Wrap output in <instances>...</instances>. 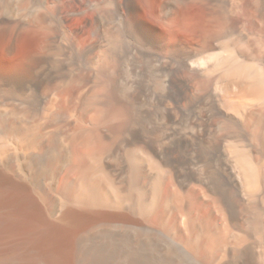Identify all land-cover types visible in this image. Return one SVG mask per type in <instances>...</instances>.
<instances>
[{
	"label": "bare ground",
	"instance_id": "6f19581e",
	"mask_svg": "<svg viewBox=\"0 0 264 264\" xmlns=\"http://www.w3.org/2000/svg\"><path fill=\"white\" fill-rule=\"evenodd\" d=\"M148 1L167 30L125 0L128 75L112 49L90 84L83 50L0 70V264H264V0ZM42 4L0 0L6 56L67 27Z\"/></svg>",
	"mask_w": 264,
	"mask_h": 264
},
{
	"label": "rangeland",
	"instance_id": "374dc122",
	"mask_svg": "<svg viewBox=\"0 0 264 264\" xmlns=\"http://www.w3.org/2000/svg\"><path fill=\"white\" fill-rule=\"evenodd\" d=\"M139 1L143 7L142 16L150 22L153 20V23L158 24L161 29L167 30L165 25L153 17L151 8L155 7L153 10L156 12V5L148 0ZM124 4L125 0H43L39 9L41 18L55 21L58 15H67L69 17L67 27L62 28L56 24V21L52 24L48 22L44 27L31 25L29 29L36 32L33 43H27L29 30L22 31L16 40V51L11 57L5 54V46L10 41L8 39L0 49V70L15 66H40L43 61L52 56L65 58L76 50H83L91 62L88 63V67L77 65L74 78L82 83L90 84L93 81L90 66L96 65L103 51L112 49L117 51L115 66L119 76L130 74L131 67L135 64L134 57L138 52L132 36L121 29V19L127 15L123 9ZM86 17L89 18V23L85 30H78ZM168 32L169 41L174 42L175 36ZM70 88L72 90L73 86Z\"/></svg>",
	"mask_w": 264,
	"mask_h": 264
}]
</instances>
